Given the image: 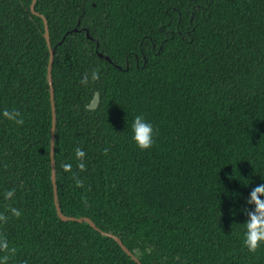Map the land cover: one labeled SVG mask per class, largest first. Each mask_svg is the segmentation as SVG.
I'll return each mask as SVG.
<instances>
[{
	"label": "trees",
	"instance_id": "trees-1",
	"mask_svg": "<svg viewBox=\"0 0 264 264\" xmlns=\"http://www.w3.org/2000/svg\"><path fill=\"white\" fill-rule=\"evenodd\" d=\"M32 2L0 0V113L24 119L0 115V213H22L0 223L8 264H138L102 232L142 264H264V244L243 247L242 211L264 183V0H37L39 15ZM137 115L153 125L146 151ZM55 186L63 214L100 231L63 221Z\"/></svg>",
	"mask_w": 264,
	"mask_h": 264
},
{
	"label": "clouds",
	"instance_id": "clouds-1",
	"mask_svg": "<svg viewBox=\"0 0 264 264\" xmlns=\"http://www.w3.org/2000/svg\"><path fill=\"white\" fill-rule=\"evenodd\" d=\"M99 79V70L92 69L90 74L85 73L80 79L82 86H87L90 81L95 82ZM2 117L16 125H23L24 119L22 114L16 109L5 108L2 113ZM132 141L141 151L149 150L153 146L154 129L153 125L148 122L143 115L135 116L132 125ZM75 158L79 163L77 168L80 172L86 171V164L84 159L86 153L79 147L75 148ZM104 154H108V149L104 150ZM63 171L66 173L72 172V164L65 163L62 165ZM75 186L77 188H83L84 182L73 174ZM4 200L10 201L15 196V190H8L4 194ZM82 202L85 207L88 206L87 197L82 198ZM247 205L251 206V209H242L244 214L247 216V221L243 224L245 229L243 238V247L247 249L249 253L255 254L257 250L264 244V183L256 186L249 194V198L246 201ZM6 211L0 213V223H7L9 214L11 217L19 218L21 216V210L11 206L10 204L5 205ZM15 247H10L8 238L6 235L0 233V264H8L10 256L16 253Z\"/></svg>",
	"mask_w": 264,
	"mask_h": 264
},
{
	"label": "water",
	"instance_id": "water-1",
	"mask_svg": "<svg viewBox=\"0 0 264 264\" xmlns=\"http://www.w3.org/2000/svg\"><path fill=\"white\" fill-rule=\"evenodd\" d=\"M37 0H34L33 3H32V12L35 14V15H39L36 11H35V4H36ZM41 17L43 18L44 20V24H45V38H46V41H47V44H48V48H49V51H50V63H49V68H48V79H49V83L51 85V101H52V110H53V125H52V142H51V158H52V167H53V172H52V181H53V184L56 185V177H55V160H54V141H55V130H56V114H55V111H56V107H55V100H54V88H53V85H52V77H51V71H52V66H53V62H54V57H55V52H56V49L55 48H52V44H51V40H50V32H49V26H48V23H47V20L45 19V17L43 15H41ZM89 36V35H88ZM90 37V36H89ZM101 57L103 58V55H101ZM107 60L110 61V59L108 57H105ZM100 104V93L99 92H96L91 103L88 105V109L89 110H96L98 108ZM54 191H55V203H56V208H57V212H58V215L60 216V218L63 220V221H76V222H86L88 224H90L92 227H94L95 229H97L98 231H100L96 225L93 223L92 220H90L89 218H74V217H68L66 215L63 214L61 208H60V205H59V202H58V193H57V187L55 186L54 188ZM102 234L106 237H111V238H114L116 240V242L124 249V251L130 255L132 257V259L137 262L138 264H142L140 262V260L132 254V252H130L126 246L123 244V242L121 241V239L117 236H115L114 234L112 233H107V232H102Z\"/></svg>",
	"mask_w": 264,
	"mask_h": 264
},
{
	"label": "flooded vegetation",
	"instance_id": "flooded-vegetation-1",
	"mask_svg": "<svg viewBox=\"0 0 264 264\" xmlns=\"http://www.w3.org/2000/svg\"><path fill=\"white\" fill-rule=\"evenodd\" d=\"M34 1V0H33ZM33 3V2H32ZM31 8H32V5H31Z\"/></svg>",
	"mask_w": 264,
	"mask_h": 264
}]
</instances>
